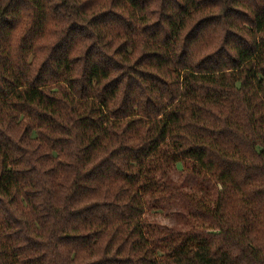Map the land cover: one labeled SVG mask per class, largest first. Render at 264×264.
<instances>
[{
	"label": "clouds",
	"instance_id": "9594fccd",
	"mask_svg": "<svg viewBox=\"0 0 264 264\" xmlns=\"http://www.w3.org/2000/svg\"><path fill=\"white\" fill-rule=\"evenodd\" d=\"M0 264H264V0H0Z\"/></svg>",
	"mask_w": 264,
	"mask_h": 264
}]
</instances>
